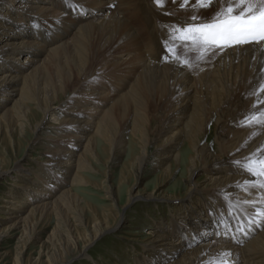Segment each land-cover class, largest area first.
<instances>
[{
	"label": "bare ground",
	"instance_id": "obj_1",
	"mask_svg": "<svg viewBox=\"0 0 264 264\" xmlns=\"http://www.w3.org/2000/svg\"><path fill=\"white\" fill-rule=\"evenodd\" d=\"M229 6L0 0V135L15 147L16 130H32L29 166L4 169L0 157V180L15 170L21 181L0 195V244L20 233L15 260L0 264H71L123 228V209L156 199L172 207L171 218H152L148 236L132 238L141 248L135 264H213L221 253L220 264H264V190L247 183L264 177L242 167H264V43L198 59L186 50L191 45L169 36L170 26L207 22ZM33 110L40 117L31 124ZM37 145L44 157L33 153ZM101 148L109 152L110 203L91 216L75 187L90 185L83 172L95 171ZM127 151L128 173L121 171L114 187L109 161ZM147 164L158 181L149 192L135 191ZM172 180L170 194L164 187ZM55 211L62 227L39 242L38 228Z\"/></svg>",
	"mask_w": 264,
	"mask_h": 264
},
{
	"label": "rangeland",
	"instance_id": "obj_2",
	"mask_svg": "<svg viewBox=\"0 0 264 264\" xmlns=\"http://www.w3.org/2000/svg\"><path fill=\"white\" fill-rule=\"evenodd\" d=\"M197 17L201 18L203 16H197ZM8 104L12 105L13 100L9 101ZM39 117H40V113L36 110H33L32 114L30 115L31 124L35 123L39 119ZM31 131L32 130L30 127L26 128L23 136H21L20 132L17 129L14 135L15 147H13L12 144L8 141L9 140L8 136H3L4 134L0 135V157L5 158V161L3 162L4 169H10V170L14 169L18 163L24 164L25 166H29L28 161H26L25 157L31 156L27 154L29 149L26 148V146L28 145L27 144L28 141H30L32 137ZM33 153L36 154V156L44 157L43 155L44 150L39 145L36 146V148L33 150ZM100 153H101L100 161L99 162L93 161V166L95 168V171L86 170L83 172L86 179L90 182L89 183L90 185L75 187V191L83 199L82 204H85L87 206V214L88 215L90 214L91 216L94 213V211H92V208L95 209L97 213H101L103 207H105L110 203V201L104 198L106 197L104 191L106 185L104 184V181H105L106 171H108L106 163L109 152L107 149L104 150L101 148ZM129 158L130 157L127 151L122 156H119L109 161L110 164L109 166L112 169L111 184L114 187H117L119 185V177L121 175V171H123L124 173L125 172L128 173L127 163L129 161ZM148 166L151 165L150 164L145 165L146 170ZM12 172L13 173L9 177L0 180V195L1 194L3 195L5 194V192H8L10 190V187L12 186L10 183L14 181L15 182L20 181L19 177L14 178L15 176H13L16 175L17 172L15 170H13ZM46 173H44L43 175L44 176L49 175L48 173L46 175ZM158 174L159 171L155 170L152 167L147 171L143 170L141 179L135 183L134 186L135 191L142 189H145L148 192L151 191L154 188L156 182L158 181ZM131 175L132 174H128V177H130V179H132ZM174 181L175 180H172L169 184H167L164 187V189L170 194H172L171 186L173 185ZM179 181H180L179 185H184L185 176L182 175L179 178ZM128 184L129 183L125 184V188L119 193V204H117L119 207L122 206V204L126 200L127 190L129 188ZM66 186H67L66 184L63 185V187ZM176 191L180 193L181 190L177 188ZM181 193L183 194V191H181ZM162 201L163 200L161 199L159 200L156 199L151 201L140 200L135 204L134 203L130 204L127 208L122 210V212L125 215V223L123 228L120 229L119 232L112 234L113 236L109 235L108 236L109 238L103 239L98 243L94 244L93 246H91L88 253L89 257L87 256L83 258H77L76 259L77 261L75 260L72 263L73 264H95V263L114 264L117 261L119 264H135L136 254L140 251L141 248L138 247L139 244L138 242L134 243L132 241V238H136L138 236L136 238L138 241H141L142 240L141 238L143 239L146 238L148 236L149 228H151L152 224H154L153 219L158 218L159 220L161 217H164L165 219L171 218L170 211L172 210V207H169V205L165 204ZM0 204H2L1 199H0ZM70 210L71 209H69V211ZM56 212L57 211H55L48 219L43 220V225H45L43 228H38L42 233L41 234L42 240H39V242L44 241L50 235L53 229L58 226L57 225L58 223H62L61 221L64 219V217L59 216L58 214H56ZM62 225L63 223L61 224V227ZM19 237H20V233L17 230L15 231V233L8 235L5 238L4 243L0 244V257H1L0 262L4 261L11 263L13 260H15V257L17 256V252H18L17 247L20 244Z\"/></svg>",
	"mask_w": 264,
	"mask_h": 264
},
{
	"label": "snow or ice",
	"instance_id": "obj_3",
	"mask_svg": "<svg viewBox=\"0 0 264 264\" xmlns=\"http://www.w3.org/2000/svg\"><path fill=\"white\" fill-rule=\"evenodd\" d=\"M212 0H196L198 6H209ZM159 7H163L164 0H155ZM188 3V0H183ZM259 3V7L253 4ZM235 4L236 7L231 6ZM229 7L221 8L207 22L194 23L181 27L172 25L169 29L170 38L191 45L187 51L195 50L200 53L198 59L215 49L223 51L226 48L240 46L244 44L264 43V0H229ZM195 21V17L192 18ZM165 51L168 52L167 42ZM168 59V55L164 56ZM185 67L191 68L188 60H180L175 57ZM240 165L239 161H234ZM264 163V162H262ZM244 170L253 176L264 177V167L257 168L255 162L249 161L242 165ZM250 187L264 190V181L247 182ZM227 254L221 253L214 258L213 264H220V258Z\"/></svg>",
	"mask_w": 264,
	"mask_h": 264
}]
</instances>
